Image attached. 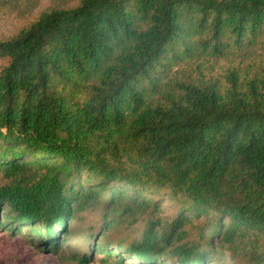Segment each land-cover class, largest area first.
I'll return each mask as SVG.
<instances>
[{
    "label": "trees",
    "instance_id": "obj_1",
    "mask_svg": "<svg viewBox=\"0 0 264 264\" xmlns=\"http://www.w3.org/2000/svg\"><path fill=\"white\" fill-rule=\"evenodd\" d=\"M20 21L0 37V228L55 253L97 211L104 264H264V0H55Z\"/></svg>",
    "mask_w": 264,
    "mask_h": 264
},
{
    "label": "rangeland",
    "instance_id": "obj_2",
    "mask_svg": "<svg viewBox=\"0 0 264 264\" xmlns=\"http://www.w3.org/2000/svg\"><path fill=\"white\" fill-rule=\"evenodd\" d=\"M55 0H35L34 8L31 9L30 14L25 15L23 18H15L14 12L5 10L4 18L0 19V37L6 36L14 32L21 23V19L28 20V18L36 15L40 10L53 4ZM74 0H66V2H72ZM168 197L161 199V208L169 206ZM175 209L171 208L165 217L170 219L172 212ZM4 214V212L2 213ZM73 216V217H72ZM228 219H225L224 223H227ZM101 223L100 214L97 211H84L83 213H77L76 215H69L65 221V230L67 233H63V230H58V244L55 253H51L49 250L43 247L45 243L42 239L33 236L28 230V227H20L19 233L9 231L6 227L0 228V264H78L77 261L71 260V255L74 253V257H80V252L90 251V240L84 239L89 233L87 228L89 226H99ZM112 227V226H111ZM110 227V228H111ZM142 227L135 225L133 228L125 230L123 227L118 228V231L108 232L107 237L112 243L120 241L125 233L132 231V234L126 235L124 240L129 241L134 236L137 230ZM109 230V229H108ZM93 231V230H92ZM91 231V232H92ZM112 233V234H111ZM103 237L97 234L94 237V244L96 246L101 243ZM103 256L102 252L93 250L89 254V262L87 264H104L101 261ZM127 259V257H125ZM143 261V260H141ZM126 263L138 264L140 261L134 260ZM169 263V261H167ZM231 259L227 255H222L213 260L207 261L206 264H230ZM170 264V263H169Z\"/></svg>",
    "mask_w": 264,
    "mask_h": 264
}]
</instances>
